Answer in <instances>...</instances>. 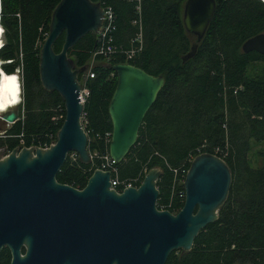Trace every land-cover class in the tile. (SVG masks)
Wrapping results in <instances>:
<instances>
[{
    "label": "trees",
    "instance_id": "1",
    "mask_svg": "<svg viewBox=\"0 0 264 264\" xmlns=\"http://www.w3.org/2000/svg\"><path fill=\"white\" fill-rule=\"evenodd\" d=\"M60 1L0 0L1 65L7 75L21 68L23 81L19 120L0 134L4 155L18 147L56 142L63 125L64 100L58 92L47 91L40 78L41 48ZM93 1L114 10L112 36L118 50L95 56L101 42L89 33L71 48L69 57L76 68L86 67L80 80L89 69L95 73L86 83L90 95L83 126L89 150L97 156L83 164L71 152L57 180L83 189L109 153V104L118 82L114 64L131 63L163 75L165 85L142 122L137 143L115 166L118 190L128 183L140 186L146 173L158 166L162 175L157 206L176 214L185 202L182 180L190 160L204 152L222 157L231 168L232 185L218 220L200 231L191 251H173L166 264H264V151L260 166H254L251 157L254 145L264 142V55L243 51L248 38L264 32V1L217 0L196 55L184 63L182 57L196 42L183 23L186 0ZM64 41L63 34L54 44L56 52ZM133 49H138L135 57L128 59L126 53ZM91 60L95 64L90 65ZM10 262L11 252L4 247L0 264Z\"/></svg>",
    "mask_w": 264,
    "mask_h": 264
},
{
    "label": "water",
    "instance_id": "2",
    "mask_svg": "<svg viewBox=\"0 0 264 264\" xmlns=\"http://www.w3.org/2000/svg\"><path fill=\"white\" fill-rule=\"evenodd\" d=\"M216 1H185L183 23L196 42L183 63L196 55L216 14ZM103 18L102 5L93 0H61L54 9L41 48L40 78L47 91L61 95L66 114L52 146L18 147L0 159V252L4 247L10 250V264H166L173 251L192 250L200 231L218 220L228 199L231 168L209 152L191 162L184 181L185 202L176 214L157 206L162 175L158 166L146 173L140 186L121 192L111 187V172L101 169L83 189L57 180L71 152H78L83 164L93 160L79 99V77L86 67L76 68L69 51L87 34L97 35ZM63 34L62 50L56 52L54 44ZM243 51L264 55V32L248 38ZM112 67L118 82L109 104L113 130L108 151L120 163L137 143L165 77L131 63ZM21 105L11 106L1 119L15 123Z\"/></svg>",
    "mask_w": 264,
    "mask_h": 264
},
{
    "label": "built area",
    "instance_id": "3",
    "mask_svg": "<svg viewBox=\"0 0 264 264\" xmlns=\"http://www.w3.org/2000/svg\"><path fill=\"white\" fill-rule=\"evenodd\" d=\"M104 10V18H103V24L98 32V39L100 40L101 44L98 48V50L95 52V56H109L112 55L113 53H115L118 49L116 47V45L113 43V36H112V30L114 29V20H115V14H114V10L112 9V7H106L103 8ZM139 49H141L139 47ZM138 49H133L131 51H128L126 53V57L128 59H131L133 57H135V52ZM2 62V61H1ZM3 63V62H2ZM17 74H19V87L21 88V91L23 93V81H22V72H15ZM95 76V73L92 72L91 70L89 71V74L87 73V77L84 78V80H80L81 84L83 85V89L80 92V100L83 104H85L86 100L88 99V96L90 95V90L87 87L86 83H87V79L88 78H93ZM22 100H23V96H22ZM23 101H21L20 104H22ZM82 124H85V112H83L82 115ZM84 127V126H83ZM106 138L108 140V142H111L112 139V132H107L106 133ZM55 142H52L50 145H45V146H41L40 148L43 149H47L50 146H52ZM73 154H71V157H75L78 152H72ZM92 154V153H91ZM94 156H97L96 154H92V158H94ZM5 156H0V159L3 158ZM191 162L193 160H190ZM116 164L117 162L112 159L109 155V153L105 154L103 157V161L101 163V166L98 169L104 170L105 171H110L112 174V185L111 187L113 189L118 190V185H119V181L117 178L114 177V173L116 172ZM188 169H184V175H187ZM186 176L184 177V179L182 180L183 185H184V181H185ZM133 184L132 183H128L124 185V188H128V187H132ZM124 188H122L121 190L119 189L118 192H121ZM184 191V196H186V192L185 189Z\"/></svg>",
    "mask_w": 264,
    "mask_h": 264
},
{
    "label": "bare ground",
    "instance_id": "4",
    "mask_svg": "<svg viewBox=\"0 0 264 264\" xmlns=\"http://www.w3.org/2000/svg\"><path fill=\"white\" fill-rule=\"evenodd\" d=\"M2 30L4 29H2L0 25V39L2 37ZM3 43L4 42L0 40V47L3 46ZM18 82L19 74L7 75L0 62V115H2L3 112L8 111L11 106H16L20 102L22 92Z\"/></svg>",
    "mask_w": 264,
    "mask_h": 264
},
{
    "label": "rangeland",
    "instance_id": "5",
    "mask_svg": "<svg viewBox=\"0 0 264 264\" xmlns=\"http://www.w3.org/2000/svg\"><path fill=\"white\" fill-rule=\"evenodd\" d=\"M2 35H3V30H2ZM0 40L3 41V38L1 37ZM3 42H4V41H3ZM0 62H1V61H0ZM95 62H96V61L91 60V61H90V65L95 64ZM1 63H2V62H1ZM89 71H90V69L87 71L88 74H89ZM87 73H86V75H87ZM86 77H87V76H85L84 78H86ZM21 92H22V91H21ZM21 101H22V97L20 96V102H21ZM20 102H19L18 104H20ZM18 104H17V105H18ZM21 108H22V107H21ZM21 108L18 107L17 110L20 111ZM11 125H12V124L9 125V123L4 122V121L1 119V115H0V131H1V133H5V131H6L8 128L11 127ZM261 151H264V142H263V144H262V143L256 144V145H254V147H253V150H252V153H251V157H252V164H253L254 166H260V165L263 163V159L261 158V156H262L263 154H262ZM0 152H1V156L9 155V153L6 154V155H4L5 152H6V149H5V148H1ZM260 154H261V155H260Z\"/></svg>",
    "mask_w": 264,
    "mask_h": 264
}]
</instances>
